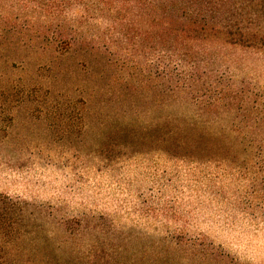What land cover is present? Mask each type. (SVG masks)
<instances>
[{"label": "rangeland", "instance_id": "374dc122", "mask_svg": "<svg viewBox=\"0 0 264 264\" xmlns=\"http://www.w3.org/2000/svg\"><path fill=\"white\" fill-rule=\"evenodd\" d=\"M221 48L235 83L264 102V47ZM82 60L0 37V192L46 212L40 239L19 244L21 263L264 264V209L238 200L249 181L147 147L145 131L131 138L128 126L157 123L156 107L114 104Z\"/></svg>", "mask_w": 264, "mask_h": 264}, {"label": "trees", "instance_id": "16d2710c", "mask_svg": "<svg viewBox=\"0 0 264 264\" xmlns=\"http://www.w3.org/2000/svg\"><path fill=\"white\" fill-rule=\"evenodd\" d=\"M263 25L264 0H0V37L77 53L114 104L153 103L157 123L125 133L145 131L147 147L174 158L221 163L224 176L249 181L238 200L253 213L264 209V102L235 83L221 45L264 47ZM171 104L189 113L165 115ZM215 123L227 130L210 131ZM45 218L0 192V264H22L19 244L40 239Z\"/></svg>", "mask_w": 264, "mask_h": 264}]
</instances>
